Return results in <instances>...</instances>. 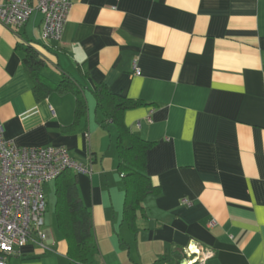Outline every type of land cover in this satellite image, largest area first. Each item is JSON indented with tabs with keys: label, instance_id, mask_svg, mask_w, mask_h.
Listing matches in <instances>:
<instances>
[{
	"label": "crops",
	"instance_id": "crops-1",
	"mask_svg": "<svg viewBox=\"0 0 264 264\" xmlns=\"http://www.w3.org/2000/svg\"><path fill=\"white\" fill-rule=\"evenodd\" d=\"M41 26L37 10L22 26L0 24V126L17 147H63L88 166L75 175L92 260L183 264L193 240L211 250L205 264H264V0H72L60 40H43ZM26 46L49 83L65 77L80 89L84 116L70 91L36 95ZM101 85L140 103L123 123L153 143L145 174L157 194L128 216L116 130L96 105ZM46 204V249L28 242L6 264H72L55 200Z\"/></svg>",
	"mask_w": 264,
	"mask_h": 264
},
{
	"label": "built area",
	"instance_id": "built-area-1",
	"mask_svg": "<svg viewBox=\"0 0 264 264\" xmlns=\"http://www.w3.org/2000/svg\"><path fill=\"white\" fill-rule=\"evenodd\" d=\"M72 0H3L0 24L6 28L25 24L33 10L42 15L43 40H60ZM135 74H139L135 70ZM66 170L89 173L63 147H17L3 137L0 126V264L28 242L46 249L43 229L47 204L44 186ZM189 205V202L182 200ZM184 264H205L212 252L196 241L184 248Z\"/></svg>",
	"mask_w": 264,
	"mask_h": 264
},
{
	"label": "trees",
	"instance_id": "trees-1",
	"mask_svg": "<svg viewBox=\"0 0 264 264\" xmlns=\"http://www.w3.org/2000/svg\"><path fill=\"white\" fill-rule=\"evenodd\" d=\"M24 53L23 63L34 74L33 88L36 95H46L51 91H70L75 96V118L84 116L86 105L80 89L65 77L58 84L49 83L41 76L43 60L36 51L26 46ZM94 95L97 108L104 115V121L111 123L116 130L117 170L124 181L123 213L128 216L147 193L157 194V188L145 174L146 152L153 143L132 134L123 123L124 112L140 103L117 96L103 85L96 88ZM75 174L72 170H66L54 180L57 224L68 241V258L72 264H96L92 260L96 254V243L91 213L79 198ZM171 259L169 256H161L154 264H165Z\"/></svg>",
	"mask_w": 264,
	"mask_h": 264
},
{
	"label": "rangeland",
	"instance_id": "rangeland-1",
	"mask_svg": "<svg viewBox=\"0 0 264 264\" xmlns=\"http://www.w3.org/2000/svg\"><path fill=\"white\" fill-rule=\"evenodd\" d=\"M44 196H45V200L47 201L48 205L52 206L54 204V200H55V195L54 192L52 190V185L50 184L49 187H47L44 190ZM46 211L48 212V208L46 209Z\"/></svg>",
	"mask_w": 264,
	"mask_h": 264
},
{
	"label": "water",
	"instance_id": "water-1",
	"mask_svg": "<svg viewBox=\"0 0 264 264\" xmlns=\"http://www.w3.org/2000/svg\"><path fill=\"white\" fill-rule=\"evenodd\" d=\"M184 264V263H183Z\"/></svg>",
	"mask_w": 264,
	"mask_h": 264
}]
</instances>
